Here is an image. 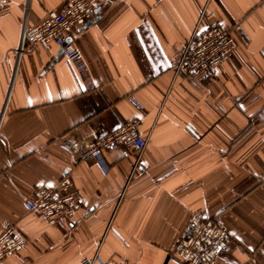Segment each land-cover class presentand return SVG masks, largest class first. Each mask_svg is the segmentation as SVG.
Returning a JSON list of instances; mask_svg holds the SVG:
<instances>
[{"label": "crops", "instance_id": "crops-1", "mask_svg": "<svg viewBox=\"0 0 264 264\" xmlns=\"http://www.w3.org/2000/svg\"><path fill=\"white\" fill-rule=\"evenodd\" d=\"M65 2L0 7V233L9 221L26 240L4 264H179L167 256L198 212L234 234L216 264H264V0H104L71 39L80 74L55 45H20ZM215 26L232 29V57L201 85L173 79V54ZM131 119L147 139L137 166L123 148L107 168L74 160ZM64 176L84 201L70 222L26 212L36 184Z\"/></svg>", "mask_w": 264, "mask_h": 264}, {"label": "built area", "instance_id": "built-area-1", "mask_svg": "<svg viewBox=\"0 0 264 264\" xmlns=\"http://www.w3.org/2000/svg\"><path fill=\"white\" fill-rule=\"evenodd\" d=\"M6 0H0V7ZM104 0H66L62 11L47 12L33 27H24L20 45H55L61 55L80 74L86 64L80 51L72 44V37L102 10ZM235 28H239L238 24ZM237 48L232 29L212 27L202 33L194 32L189 40L173 54L168 71L173 79L188 78L196 85L216 75L218 68L228 61ZM147 139L140 132V121L131 119L111 132L85 144L74 145L71 154L75 161H96L104 168V153L123 148L133 151L137 166ZM83 198L74 189L68 176L56 184H36L29 198L23 201L27 213L35 215L47 225L70 222L83 205ZM234 234L222 215L207 216L193 213L184 226L178 240L169 252L168 260L179 264H216L218 258L234 246ZM26 240L15 225L2 222L0 233V264L19 254ZM96 259H82L81 264H94ZM100 264H128L125 257L110 259Z\"/></svg>", "mask_w": 264, "mask_h": 264}, {"label": "water", "instance_id": "water-1", "mask_svg": "<svg viewBox=\"0 0 264 264\" xmlns=\"http://www.w3.org/2000/svg\"><path fill=\"white\" fill-rule=\"evenodd\" d=\"M59 53L61 54V52L59 51Z\"/></svg>", "mask_w": 264, "mask_h": 264}]
</instances>
